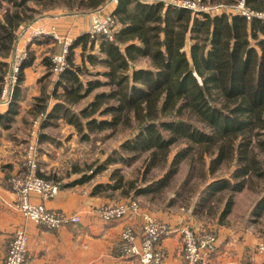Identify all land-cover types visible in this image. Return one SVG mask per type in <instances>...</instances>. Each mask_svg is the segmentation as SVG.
Here are the masks:
<instances>
[{
	"label": "trees",
	"instance_id": "trees-1",
	"mask_svg": "<svg viewBox=\"0 0 264 264\" xmlns=\"http://www.w3.org/2000/svg\"><path fill=\"white\" fill-rule=\"evenodd\" d=\"M109 1L0 0V89L24 24L43 9L64 6L69 13H84ZM244 3L264 10V0ZM111 13L117 22L112 38L88 31L73 37L65 68L33 96L28 110L40 116L39 141H55L44 129L59 120L72 126L81 141L121 133L115 148L91 164H74L71 171L76 182H85L110 163L129 165L141 159V176L127 177L115 166L106 180L91 187V194H119L128 200L148 194L146 201H154L182 163L186 174L174 188L176 196L193 177L192 170L205 179L225 167L199 187L201 195L219 193L223 198L216 220L221 222L236 193L244 188L259 191L258 181L264 183V17L246 20L235 13L195 12L140 0H116ZM54 52L52 46L42 57L45 80L54 74ZM32 58L28 50L18 65L6 122L16 113L23 68ZM140 59L148 65H140ZM155 169L158 174H152ZM40 175L62 185L56 174ZM261 188L254 216L264 212ZM173 202L172 197L164 201Z\"/></svg>",
	"mask_w": 264,
	"mask_h": 264
},
{
	"label": "crops",
	"instance_id": "crops-1",
	"mask_svg": "<svg viewBox=\"0 0 264 264\" xmlns=\"http://www.w3.org/2000/svg\"><path fill=\"white\" fill-rule=\"evenodd\" d=\"M114 4L115 1H109L110 11ZM88 21V17L67 14L61 17L43 16L33 23H39L46 28L53 26L57 34L72 40L76 35L88 31ZM42 36L44 35L39 37ZM34 38L36 37L29 40L23 37L16 43L17 50L32 51L33 58L31 64L23 68V79L19 85L21 89L18 90V108L9 122H6V113L4 114L9 103L0 106V264L13 231L19 226H24L28 234V256L25 264H139L136 259L125 255L119 234L125 225H131L139 234L142 220L139 216L109 220L101 218L95 211L97 207L122 201L123 198L91 194L92 184L98 180L76 182L74 178L77 174L66 177L60 181L62 185L57 195L45 201L50 208L77 213L80 217L78 222H66L60 227L48 228L31 222L14 207L17 194L11 188L9 179L23 167L21 157L27 137L23 127L26 124L22 119L20 120L21 114L17 111L23 108L27 96L33 98L39 93L36 83L45 80L42 78L45 73L42 64L43 55L49 54L50 48L54 45L62 48V44L52 37L53 40L49 42H36L33 41ZM43 49H45L43 54L38 55ZM75 50L78 52L79 48ZM76 61H79V57ZM40 70H43L41 74H39ZM40 172L49 176L45 172V167L40 168ZM31 198L34 201L40 200L36 194H32ZM136 200L142 209L151 212L158 220L171 226L185 222L197 233H202L205 228L213 230L216 234V247L210 256L211 264H263L261 254L255 249L259 238L248 221L241 226L226 223L222 225L221 222L216 221L215 228L210 225L202 227L197 224L199 222L195 220V213L171 212L169 209L172 206L165 204L154 209L153 201L148 202L141 196ZM236 203L234 197L233 208ZM252 207L253 205L248 212L251 219L252 216L254 217ZM160 247L165 254L162 264H187L182 256L179 234L175 231L168 230L161 235Z\"/></svg>",
	"mask_w": 264,
	"mask_h": 264
},
{
	"label": "built area",
	"instance_id": "built-area-1",
	"mask_svg": "<svg viewBox=\"0 0 264 264\" xmlns=\"http://www.w3.org/2000/svg\"><path fill=\"white\" fill-rule=\"evenodd\" d=\"M116 1V0H111ZM153 3L162 2L164 5L172 4L175 6L190 8L195 12L205 11V8H196L194 2L189 0H140ZM215 11H227L244 16L247 20L253 17L263 18L264 10H253L247 7L244 0H238L230 4L227 8L225 4L212 6ZM58 17V16H54ZM88 32L91 34H103L112 38L114 27V16L109 10V2L102 4L99 8L91 10L88 13ZM22 31L17 38L27 37L31 40L33 37L41 35H50L57 42L62 44V52L52 56V69L59 72L67 65L66 51L70 43V38L61 36L55 32L54 27L46 28L39 23H30L21 28ZM20 29V30H21ZM16 42V43H17ZM26 57V52L21 59ZM14 67L16 73L10 75L11 80L16 82L18 65ZM7 75L1 83L0 105H6L12 98L13 86L8 87ZM9 88V91H8ZM40 117H36L33 124L36 128L39 126ZM37 146L32 140L26 144L24 153L23 167L21 171L10 177V185L17 194L14 207L28 220L36 225L48 228H57L66 222H78L80 217L77 213H68L61 209H53L45 204L57 195L60 190L59 182L51 179H45L40 175L38 161L36 159ZM36 194L40 200L34 201L31 196ZM96 213L104 219H118L122 217L139 216L142 220L141 232L137 234L131 225H125L119 236L123 242V248L126 256L136 259L139 264H162L164 251L160 247V237L168 230L179 234L182 256L187 264H211L210 256L216 247V234L210 231L197 233L188 223H180L174 227L158 220L151 212L142 209L139 202L135 199L112 204H104L95 209ZM256 251L261 254L264 264V237L257 240L255 244ZM28 256V234L24 226L17 227L11 236L6 254L2 264H25Z\"/></svg>",
	"mask_w": 264,
	"mask_h": 264
},
{
	"label": "rangeland",
	"instance_id": "rangeland-1",
	"mask_svg": "<svg viewBox=\"0 0 264 264\" xmlns=\"http://www.w3.org/2000/svg\"><path fill=\"white\" fill-rule=\"evenodd\" d=\"M168 1L169 0H167V3H169ZM189 1L194 2L196 8H205L206 9L205 11L212 13V14L214 13L216 14L220 12H227V11H221V10L215 11L212 9V6L223 3L228 8L231 4L229 3L230 1L228 0H189ZM89 12L69 13V11H67V9L64 6H57V7L50 8V9H43L40 13L36 15V19L41 18L43 16L61 17L67 14L68 15L76 14L78 16L88 17ZM32 22L24 24L23 26L25 27L26 25ZM115 24H117L116 20L114 21V25ZM21 31L22 29L19 30L17 34V38L19 37ZM16 47L17 46L15 45V49L13 51L12 58H11V65H10L11 67L5 74L7 75L6 83L8 84L9 88L12 84H14L13 80H11L10 78V75L12 73L14 74L16 73V71H13V70H15L14 67L16 66V63L20 61V55L22 57L23 54L26 52V57L28 56V52L26 50L25 51H22L24 49L17 50ZM55 49H56V52H54L53 55L59 54L62 52V48H60L58 45L55 46ZM44 51L45 49L41 50L38 55L43 54ZM78 57H79L78 52L76 51V58ZM36 61H37V58H36ZM138 63L143 66L148 65L144 63L143 59H140ZM41 72H43V70H40L39 74H41ZM53 73H54L53 74L54 76H49L47 77L46 80L40 81L38 84L36 83V88H38L39 91L42 88H46L50 85V81L52 80V78H55L57 75V72L54 70H53ZM19 85H21V82L19 83ZM9 88H8V91H9ZM19 88L21 89V86ZM100 89H104V88H98V90ZM24 95L26 96V92H24ZM27 97L28 99H26L23 102L24 103L23 108L22 109L20 108L17 111V112H20L21 114L20 120L22 119L24 124H26V126L23 125L24 129L26 130L27 137L25 140L26 142H25L24 149L22 152V157H21L22 163L24 161V153L26 149V144L29 140H32L36 143V146H37L36 159L38 161L39 171H40V168L45 167V172L47 173V175L56 174L57 179H60L59 181H63V179L66 177L76 175V173H73L71 171L72 166L74 164H78V166H83L84 163L91 164V162H93L95 158L103 157L106 151L110 150L113 147L115 148L118 145L119 140L122 136L121 133H117L107 139H105L103 135L96 134L92 137V139L88 141H81L79 140L78 135L74 131L73 127L66 124L65 121H62V120H59L57 121L55 125L48 126L44 129L48 134H50V136H52L55 139V141L54 142H48V141L40 142L38 139L39 138L38 136L39 126L36 128V126L33 124V121L37 115L31 114L28 110L33 98H31L30 95ZM85 101L86 99L82 100L79 104L75 105L74 108H78V106L82 105ZM100 151H103V153L102 152L100 153ZM115 166H121L123 173L127 175V177L131 178V177H138V175L141 176V170H142L141 159H138L135 161V163H132L129 165H123L120 163H116V164L110 163L107 165L106 169L94 175L92 179L90 180L91 181L92 180L93 181L106 180L109 175V172ZM224 168L225 167L216 171V173L213 174L212 177L219 176ZM68 171H70L71 173H68ZM153 172L154 173L152 174H158L159 170L155 169ZM192 173H194V175H192L193 177L189 180L187 185L179 188L180 195L176 196V192L174 188L179 184V182L182 181V179L185 177V174H186L185 165L183 163L180 164L178 172L169 180V183L166 185L163 191L162 192L159 191V193L155 195L152 205L154 209H157V207H161L163 204H165L164 201L168 197H172L174 202L170 205L172 206L169 209L171 212L183 211L184 212L183 214L185 213L188 214L189 212L195 213L196 215L195 220L199 222L197 224L202 225V227L210 225L215 228V225H217L216 223L217 215L219 214V210L223 206V198L218 197L220 196L218 195L219 193L214 194L213 196H208V197L206 193L204 195H201L199 191V187L203 184L204 181L209 180L212 177L208 176V178L202 179L201 177L198 176V174L194 170H192ZM257 184L259 185L257 186L258 189H260L259 191L244 188L242 191L236 193L235 195V198L237 200L236 206L234 208L232 206L227 216H225L222 219L221 224L223 225L226 223L228 225L232 224L233 226H241L243 225L242 223L248 221V223L253 226L255 233H257V236L260 239L264 237V212L261 215H257L254 217L252 216L253 219H251V216L250 217L248 216L249 209L253 205L254 201L261 194L260 193V191L262 190L261 187L264 186V183H261L260 181H258ZM113 196L118 197V198H123L122 201H118V202H124L128 200V198L126 197H119V194L113 195ZM140 196L142 198H148L151 195L145 194L144 196L142 195ZM140 196H137L136 199L139 200ZM207 198H208V201H206L203 205H200L201 200L207 199ZM147 207L149 209L151 208L149 206ZM169 226L174 227L175 225L173 224L172 226L171 225ZM210 230L211 229L209 228H205L204 231H210Z\"/></svg>",
	"mask_w": 264,
	"mask_h": 264
}]
</instances>
